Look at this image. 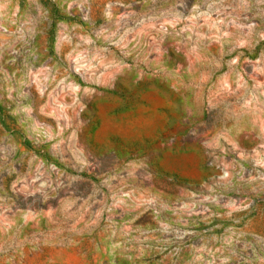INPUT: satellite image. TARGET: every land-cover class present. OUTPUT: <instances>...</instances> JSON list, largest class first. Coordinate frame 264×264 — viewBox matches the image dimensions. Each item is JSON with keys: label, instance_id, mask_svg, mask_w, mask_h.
Segmentation results:
<instances>
[{"label": "rangeland", "instance_id": "rangeland-1", "mask_svg": "<svg viewBox=\"0 0 264 264\" xmlns=\"http://www.w3.org/2000/svg\"><path fill=\"white\" fill-rule=\"evenodd\" d=\"M0 264H264V0H0Z\"/></svg>", "mask_w": 264, "mask_h": 264}]
</instances>
